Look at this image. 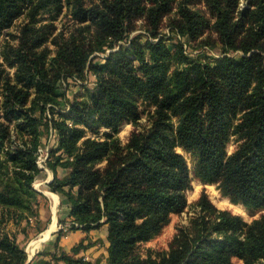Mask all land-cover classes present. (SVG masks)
Listing matches in <instances>:
<instances>
[{"label": "trees", "instance_id": "16d2710c", "mask_svg": "<svg viewBox=\"0 0 264 264\" xmlns=\"http://www.w3.org/2000/svg\"><path fill=\"white\" fill-rule=\"evenodd\" d=\"M62 1L83 26L53 36L50 53L53 27L37 25L38 15L61 0H0V26L27 17L17 43L5 45L13 74L0 71V225L37 217V152L42 135L53 131L58 144L47 158L53 174L48 187L69 219L59 218V224L85 234L70 248L72 256L54 259L90 264L78 255L93 246L88 234L105 225L106 264H231L233 257L264 264V216L247 224L214 208L204 195L168 251L146 258L135 253L188 206L184 192L191 180L177 148L199 157L204 181L264 208V0ZM165 17L191 41L200 43L207 32L200 44L209 45L212 34L223 51L242 56L214 65L190 60L181 45L171 49L159 36ZM139 18L156 41L141 44L137 36L103 64L89 63L92 54L127 39ZM87 70L96 77L94 89L67 100L68 114L57 119L54 111L64 96L59 82L83 78ZM139 101L154 109L122 144L118 127L124 121L137 126ZM101 128L109 130L104 140L86 137ZM233 134L241 143L227 156ZM58 167L68 170L65 178L57 177ZM0 264L31 263L13 238L0 233Z\"/></svg>", "mask_w": 264, "mask_h": 264}, {"label": "rangeland", "instance_id": "374dc122", "mask_svg": "<svg viewBox=\"0 0 264 264\" xmlns=\"http://www.w3.org/2000/svg\"><path fill=\"white\" fill-rule=\"evenodd\" d=\"M84 2L88 6L92 2H97V0H84ZM242 4L243 2L241 3V5ZM196 8H198L199 10L204 12L206 16H208L205 7L202 6V4H199L198 6H196ZM38 18L40 22L37 25L52 24L51 27H53V31L50 35L49 42H47V48L50 53H53L54 50L51 42L53 36H56L60 33H73L83 26L80 25L74 18L71 6L67 5L62 0L59 4L52 5L51 7L40 12ZM26 21L27 17L25 15H22L21 17L15 19V21H13L9 26H0V71L3 70L9 75H12L14 70L13 68L8 66V52L5 49V45H15L17 43V36L19 35L20 30L19 28ZM134 22V24L136 25V29L128 35L127 39L118 42L112 49L105 47L103 52H96L92 54L89 58V63L97 65L103 64L110 53L117 51L119 49V46H123L126 48L129 45V41L137 36L141 44H144L147 41H156V39H152L145 31V21L142 18H139ZM206 33L202 37V41H204L210 35H206ZM159 36L162 37L165 44L171 49H173V46L175 45H181L182 53L190 60H198L199 62H205L214 65L216 62H218V60L224 57L239 58L242 56L241 52L223 51L221 49V44L215 39V35L212 34V37L210 38L211 42L209 45L200 44L202 41L199 43V39L191 41L189 37L184 35L182 36L178 31L174 30L171 27L169 17H165L163 19L162 27L159 31ZM184 45L187 47L186 50L184 49ZM95 84L96 77L92 73V71L88 70L85 72V76L83 78L71 77L61 80L58 85V90L64 96H61V98L59 99L61 103L56 106L54 116L59 119V114H68L69 105L67 103V100L70 102L75 97L80 98L82 96H86L87 91H92L95 87ZM139 105V111H142V114L140 120L137 122V126H135L131 122L124 121L118 127L116 136L119 138L122 144L127 143L131 133L134 130H140L142 128V125H144L147 121L146 113L154 109L153 106L147 105L146 103H141L140 101ZM67 123L71 125L69 121H67ZM105 132H109V130L106 128H101L96 135L86 131V137L104 140ZM57 141V135L53 131H48L42 135L40 146H42L45 150L47 149V152L49 154L50 150L56 148L58 144ZM240 143L241 140L238 139L237 135H231L226 143V155H232V153L237 149ZM177 151L185 158L189 170L191 180L190 188L184 192L188 206L183 213L178 215H171L168 224H166L161 229V231L156 234L151 240L137 245L135 253L142 258H146L149 253H151V255L154 257L155 254L159 252L168 251L169 245L177 231V228L179 226L186 225L189 218L197 213L198 207L196 206V203L203 195L205 196L209 204H211L217 210L228 212L234 216H239L247 224H250L254 220L260 219L262 216H264V208L260 210L255 208L254 206H247L242 201L234 200L233 197L227 194V192L219 185V183H210L204 181L203 178L205 177L202 173L203 170L198 169L199 157L195 156L193 152L184 151L180 148H177ZM0 160H2V158H0ZM42 166L43 168L41 169V173L32 186V188L40 194V196L38 197L37 217H29V219H22L18 222L9 220L0 225V233L6 234L9 237L13 238L18 246L25 251L27 263L65 264L64 261L56 260L53 257L55 256L58 258L63 254L65 256H72L69 252L70 249L67 250L65 247H58L59 240L69 233L73 232L69 228L70 223L58 224L59 218L65 221H69V219L65 217V210H63V207L60 204H58L55 212L57 220H55L56 226L53 234H51L49 237H46V239H44L45 241L42 240V243L40 242L41 244H39L40 246H38L34 251L30 252L28 250L29 243L32 240L38 238L44 231L48 230L49 228L51 229L52 224V204L49 196L47 195L48 193H46L50 192L46 181L48 179L49 173H51L52 176L53 174L47 165V160L42 163ZM5 171H7V169H5L3 172ZM56 174L58 178L62 179L67 176L68 170L58 167L56 169ZM58 231L62 232L61 236H58ZM102 235L103 232H96L93 235L94 240L88 235V239L91 243H93V246H98L95 251L97 259L95 260L96 262L91 263V261H89L88 257L86 256L87 251H82L78 256L82 257V260L84 262H88L90 264L107 263L108 244L107 246L105 245V242L107 243V241L105 239H101ZM81 239H79V241ZM101 241H103V243ZM64 242L71 244L72 241L64 238ZM52 243L54 245V252L48 251L51 248L50 246L52 245ZM231 264H244V261L243 259H240L238 257H233L231 259Z\"/></svg>", "mask_w": 264, "mask_h": 264}, {"label": "crops", "instance_id": "0c3cea01", "mask_svg": "<svg viewBox=\"0 0 264 264\" xmlns=\"http://www.w3.org/2000/svg\"><path fill=\"white\" fill-rule=\"evenodd\" d=\"M52 179H53V176L51 175V179L50 180H48L47 179V181H46V183L48 184V182L50 183L51 181H52ZM52 193V192H51ZM57 195V194H56ZM57 197H58V204H60L61 205V200H60V197L57 195ZM58 207V206H57ZM57 207H56V209H57ZM56 220H57V218H56ZM58 221H59V219H58ZM67 222V221H66ZM59 224V223H58ZM55 226H56V222H55ZM50 231V233H49V236L51 235V234H53V232L55 231V229L54 230H49ZM48 231V232H49ZM98 231H101V232H103V235L101 236V239L102 240H106V235H107V229H106V226L104 225V226H102ZM98 231H91L88 235H89V237L90 238H93L94 236V234L96 233V232H98ZM48 236V237H49ZM85 236V234L84 233H82V232H80V231H73V232H71V233H69L68 235H66L65 237H63V238H61L60 240H59V242H58V247H62V248H66L67 250H69L72 246H74L75 244H77L78 243V241H79V239H81V238H83ZM64 238L65 239H69V240H71L72 242H71V244H69V243H66V242H64ZM74 238V239H73ZM48 239V238H47ZM93 240H94V238H93ZM45 241V240H44ZM102 243H103V241H101ZM42 243V242H41ZM41 243H39V244H41ZM105 245L107 246V243L105 242ZM40 246V245H39ZM51 248L48 250V251H50V252H54V245H53V243H52V245L50 246ZM98 246L97 245H94V246H92L91 248H89L88 249V251L86 252V256L88 257V259H89V261H91V263H93V262H96L95 260L97 259L96 257H97V255H95V251H96V248H97ZM105 260H106V253H105ZM105 260H104V262H105Z\"/></svg>", "mask_w": 264, "mask_h": 264}, {"label": "bare ground", "instance_id": "6f19581e", "mask_svg": "<svg viewBox=\"0 0 264 264\" xmlns=\"http://www.w3.org/2000/svg\"><path fill=\"white\" fill-rule=\"evenodd\" d=\"M50 178H51V173H49V175H48V180ZM46 193H48L47 195L49 196L50 201H51V204H52V207H51V211H52V224H51V229L49 228L48 230L44 231L38 238H36L35 240H32L29 243L28 250L30 252L31 251H34L39 246V243L42 240L46 239V237L49 236V233H50L49 230H54L55 229V220H56V214H55V212H56V207L58 206V197L54 193H51V192H46Z\"/></svg>", "mask_w": 264, "mask_h": 264}, {"label": "built area", "instance_id": "2783aa9c", "mask_svg": "<svg viewBox=\"0 0 264 264\" xmlns=\"http://www.w3.org/2000/svg\"><path fill=\"white\" fill-rule=\"evenodd\" d=\"M186 46L184 45V49L186 50ZM46 151V152H45ZM48 152H47V149L45 150L42 146H40L39 148H38V152H37V165H38V167L40 168V169H42L43 168V166H42V163H44L46 160H47V158H48Z\"/></svg>", "mask_w": 264, "mask_h": 264}, {"label": "water", "instance_id": "95a60500", "mask_svg": "<svg viewBox=\"0 0 264 264\" xmlns=\"http://www.w3.org/2000/svg\"><path fill=\"white\" fill-rule=\"evenodd\" d=\"M49 183V182H48ZM30 261V260H29Z\"/></svg>", "mask_w": 264, "mask_h": 264}]
</instances>
